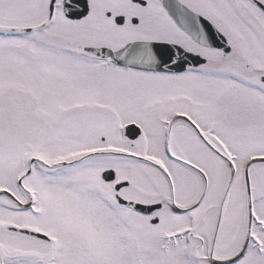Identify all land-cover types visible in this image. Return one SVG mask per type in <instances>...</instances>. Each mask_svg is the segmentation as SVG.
<instances>
[{
    "label": "snow or ice",
    "instance_id": "6c2138e0",
    "mask_svg": "<svg viewBox=\"0 0 264 264\" xmlns=\"http://www.w3.org/2000/svg\"><path fill=\"white\" fill-rule=\"evenodd\" d=\"M0 264H264V0H0Z\"/></svg>",
    "mask_w": 264,
    "mask_h": 264
}]
</instances>
